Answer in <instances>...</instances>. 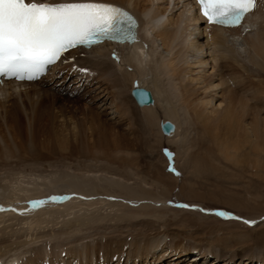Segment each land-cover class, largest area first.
Listing matches in <instances>:
<instances>
[{
	"label": "bare ground",
	"instance_id": "1",
	"mask_svg": "<svg viewBox=\"0 0 264 264\" xmlns=\"http://www.w3.org/2000/svg\"><path fill=\"white\" fill-rule=\"evenodd\" d=\"M82 1L44 0L49 3ZM93 1L119 5L131 11L140 23L138 40L134 44L104 43L90 49H75L64 54L60 62L37 81L9 80L0 84V208L3 209L0 210V264H93L99 255L104 257V264L111 260L120 262L123 258L129 259L127 264H142L163 258L171 250L169 255L176 259L186 258L191 251H203L197 256L204 264L214 254L211 262L220 264L225 247L211 250L214 241L207 244L208 250L187 247L185 242L191 240L183 233L171 235L156 228L154 218L161 220L160 212L173 209L167 201L171 192L160 182L158 175L154 181L137 175L132 163L131 166L124 165L122 171L120 164H123L126 148L120 146V139L107 140V131L100 132V139L99 133L96 135L97 144H102V139L107 141L113 161L106 158L108 155L101 157L97 144H89V150L81 149L63 139L67 133L60 137L53 127L47 132L48 140L41 141L38 137L45 114L41 108L30 109L23 95L28 96L30 90L44 92L45 87L54 83L66 69V75L75 74L76 77L72 93L91 89L92 99L102 102L101 109L109 104L103 111L111 109L110 114L115 115L112 119L125 115L126 110L120 104L121 92L125 89L129 91L130 103L145 112L149 120L155 121L157 114L163 113L164 118L158 120L159 129L161 121L170 120L176 130L173 135L166 136L160 129L161 137L178 147V155L186 165L193 163L195 168L198 167V156L192 155V150L201 139L214 145L246 146L248 157L256 154L260 158L264 153V0H256L254 10L242 25L233 28L211 25L200 15L194 0ZM225 58L230 60L227 65L220 63ZM228 67L230 76L248 80L258 78L257 86L254 87L252 82L253 88L245 90L244 85L242 88L249 94L243 98H226L220 88L223 86L220 79L225 77V68ZM238 67L242 70L239 71ZM242 79L240 81L244 83ZM135 87L151 91L154 105L139 107L131 95ZM252 101L257 102L252 104L253 114L247 110L251 109L249 102ZM261 102L263 104H259ZM99 116L96 114V118ZM82 130H86V126ZM205 150L212 149L205 147ZM103 163L110 164L113 171L104 168L95 171L96 165ZM247 163L246 168H253L264 179V162L257 159ZM160 190L168 197L156 194ZM53 197L57 199L52 200ZM34 201L45 203L33 208ZM179 205L182 210H202L199 205H189L188 208L182 207L185 204ZM210 209L204 210L205 214L219 217L217 213L224 212L228 214L226 218L235 221L238 217L227 211ZM133 211L140 214H127ZM149 211L154 214L150 215L152 218L147 214ZM125 221L141 229L130 235L132 241L127 239L125 244L134 249L129 247L128 252L116 254L112 247H116L117 242L103 244L105 236L100 235L96 227L112 232L113 228L124 226ZM145 222L149 228H145ZM153 231H156L154 239L147 238V234ZM201 236L195 233L190 237L201 240ZM257 236L255 251L247 255L245 264H264V230ZM171 237L176 251L170 249ZM104 245L111 249H104ZM234 258L238 257L230 258L229 263ZM136 259L140 261L135 263Z\"/></svg>",
	"mask_w": 264,
	"mask_h": 264
},
{
	"label": "rangeland",
	"instance_id": "2",
	"mask_svg": "<svg viewBox=\"0 0 264 264\" xmlns=\"http://www.w3.org/2000/svg\"><path fill=\"white\" fill-rule=\"evenodd\" d=\"M225 60H221L220 63H226L225 65H227V62H230V60L226 58ZM212 64H215L214 61ZM228 66L230 67V65ZM229 67L225 68V77L220 79V83H223V86H221L220 88L222 92L225 93H223V95H226V98L227 96L228 98L229 96L232 98L236 96V99L243 98L245 94H249V91L247 92L245 90H250V88H253L252 82L254 83V87H256V83H258L259 79L253 77V81L244 79L245 77H243V79L241 78L242 81L245 80V82L243 83L240 81L241 79L238 76L228 75V72L230 71ZM238 69H240L239 71L242 70V68L240 67H238ZM63 72L64 73L59 74V78L55 79L54 83L51 82L47 87H45L44 92H40V90H30L28 94L29 97L21 94V96H24V100L29 104L28 106L30 109L41 108L45 114L42 122V124L44 123L43 128L39 133L40 137H38V139L41 141H43L44 139V141L48 140L47 132L53 127V129L56 130L57 133H59V136L61 135L60 137H62V135L64 136L67 133V138L65 136L63 137V139H67V141H69L71 145H77L78 147H81V149L89 150L88 146H94L97 144L98 140L100 139V132L102 134L106 133L107 131V140L120 139L118 141L119 144L122 143L120 146L124 150L126 148V153L122 157L124 158L123 164H120L122 165V171L125 170V168H123L124 165L126 167L131 166L130 163H132L131 167L132 169H134L137 175H140L141 177L143 176V178L148 181H154V179L159 176L158 179L161 180L160 182L167 188H169L171 192L169 197L168 194L165 193V191L160 190V193H156L158 195H161L162 197H168L169 200L167 201H169L171 203V206L173 207V209L160 212V217L162 218L161 220L154 218V220L156 221V228L158 230L167 231L171 235L183 233L188 237L189 240H191L190 242H185L187 247L198 246L200 248L208 250L210 248L206 246H208L211 241H214L215 243L212 244L211 250H219V248L225 247V256L220 259V264H245L247 255L255 251L256 246L254 239L258 237V233L264 230V179L259 177L254 172L255 170H253V168L246 167L249 160L255 161L259 159V161L264 162V153H262L263 156L261 155L260 158H258L256 154H250L251 157H248L247 154H249V150H247L246 146L241 145L239 148V145H233L232 143H217L214 145L210 142H207L206 140L204 141L201 139L196 144H194L195 147L192 150V155L198 156V167L195 168L193 166V163L192 165H186L184 163V159H182L178 155V147L172 142H168L163 137H161L162 135L159 131L160 129L158 127V120L160 118H164L163 113H161V115L157 114V120H149V117L145 112H141L140 109L136 108V105L130 103V96L128 97L129 91L128 89H125L121 92L120 96V104L122 103V108L126 110L125 115L121 118H119L118 116L117 119H112L115 117V115L110 114L111 109L103 111V109L109 107V104L101 109L100 105L103 104L102 102H95V99H92V96L94 94L91 95L89 93V90L91 89L81 90L79 93H72V88H74L73 86L75 85V74L66 75V69L65 71L63 70ZM248 82H250L251 84H249ZM236 83L238 84L236 85ZM228 84H230L231 86H228ZM244 85L246 87L245 90L244 88H242L244 87ZM232 86L233 88H231ZM234 87H236L235 90ZM241 89L243 90V92ZM228 90L230 92H228ZM14 98L16 100V97ZM249 103L251 109L248 108L247 110H249V113L253 114L255 110L252 109V107L257 102L252 101ZM259 104L263 103L261 102ZM98 113L100 114V116L99 118H96V114L98 115ZM130 118L132 122H129ZM122 120H124V123ZM53 121L54 123H52ZM73 121L74 125L72 124ZM117 121L120 124H118ZM64 124L69 126L66 127ZM58 126H62V128ZM85 126L87 131L82 130ZM69 127H71L70 129L72 131H70ZM61 129L65 130L64 132L62 130L63 134H60ZM83 131L86 134L82 133ZM79 135L83 136L81 137ZM96 135L99 136V139ZM84 139L86 140V142L84 141ZM88 139L89 141H91L92 139V144L88 141ZM102 141V144H97V151L100 152L102 158H105L106 155H108L109 157L107 156L106 158H108V160H111L112 158L111 161H113V155L110 154L109 149H107V141L105 142L104 139H102ZM80 144H83L82 146L84 148L80 146ZM104 145L105 148H102L104 147ZM203 145H206L205 147L212 149L209 151L210 153L205 150V147ZM194 150L195 152H193ZM167 153H171L172 156L170 157ZM227 155L229 157H227ZM245 157L248 158L245 159ZM241 159L244 160L243 162H245L246 160V162L243 163ZM102 168L113 171V168L108 163L97 164L95 171L101 170ZM182 185H184L183 189L181 188ZM179 204L193 206L199 205L202 210L199 209V211H194V209L192 208L191 210H182L180 209L181 207ZM209 208H211L210 210L219 209L221 211H227L238 216L239 219H236L235 221V219L233 220L230 217H225V219L221 218L220 216L216 217V215H212L209 213L205 214L204 210H208ZM137 213H134L133 211L127 214L136 216ZM147 214H149L148 216L150 218L154 216L151 211L147 212ZM247 219H250V223H245L244 220ZM261 219L262 223L260 222ZM257 221H259L260 224ZM126 222L128 221H125L124 226H121V228L119 229H117L116 227L113 228L112 230L114 231L112 232H109V229H105L103 227H96L98 229V233L105 236L102 241L103 244H105L106 241H108L109 243L117 242L116 247L115 245L112 247L113 252H117L116 254H119V252L121 251H125L124 253H126L129 251V247L133 248L131 245L125 246V244L128 242L127 239L130 240V235H134L138 229H141V227L136 226L135 224H127ZM144 224L145 228L146 226L148 227L147 222H145ZM195 233H200L203 239L199 240L195 237H190ZM155 235L156 231H153L152 233L147 234V238L152 239ZM194 238L195 240H193ZM130 241H132V239ZM169 241L171 244L170 249L172 248L174 251H176V249H174L173 238ZM143 244H145V242H143ZM103 248L108 250L111 249L110 246L106 247L105 245L103 246ZM196 251H198V249ZM170 252H167L165 257L163 258L153 259L151 262H143L142 264H204L200 263L201 259H198L197 256L200 252L203 251H191L189 252V256H187L186 258L183 257L182 259L174 258L173 255H169ZM213 255L209 256L210 258L206 261L207 264H218L217 261L211 262L215 258ZM236 256L238 258L232 259L233 261L229 263L230 258ZM97 257L98 258L95 257V259L93 260V264H104V257H101V255ZM121 261L124 262V264H127L126 262H128L129 259L127 260L126 258H123ZM138 261H140V259H136L135 263H138ZM120 262L111 260L109 264H118ZM43 264L48 263L45 262ZM59 264H63V262H59ZM105 264H108V262H106ZM129 264H134V262H130Z\"/></svg>",
	"mask_w": 264,
	"mask_h": 264
},
{
	"label": "snow or ice",
	"instance_id": "3",
	"mask_svg": "<svg viewBox=\"0 0 264 264\" xmlns=\"http://www.w3.org/2000/svg\"><path fill=\"white\" fill-rule=\"evenodd\" d=\"M197 3L210 23L238 27L254 10L256 0H197ZM137 29L138 22L127 11L93 0L70 3L0 0V77L34 80L72 48H91L105 41L134 44ZM136 94L144 99L139 87ZM44 203L34 201L32 206ZM217 215L228 216L224 212Z\"/></svg>",
	"mask_w": 264,
	"mask_h": 264
},
{
	"label": "water",
	"instance_id": "4",
	"mask_svg": "<svg viewBox=\"0 0 264 264\" xmlns=\"http://www.w3.org/2000/svg\"><path fill=\"white\" fill-rule=\"evenodd\" d=\"M143 92H144V99L141 98V96L136 94V90L137 87H135L132 92L131 95L134 98V100L136 101L137 105L139 107H145V106H151L154 105V98L153 95L151 93V91L145 89V88H141L139 87ZM160 129L162 131V133L166 136H171L174 134L175 130H176V126L175 124L170 121V120H166V121H161L160 123Z\"/></svg>",
	"mask_w": 264,
	"mask_h": 264
}]
</instances>
